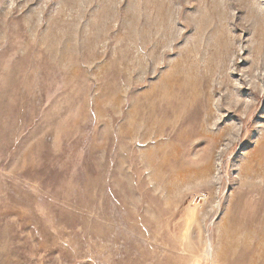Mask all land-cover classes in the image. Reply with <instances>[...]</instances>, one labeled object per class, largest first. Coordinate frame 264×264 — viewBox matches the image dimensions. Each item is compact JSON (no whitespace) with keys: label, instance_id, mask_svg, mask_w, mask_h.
Segmentation results:
<instances>
[{"label":"rangeland","instance_id":"1","mask_svg":"<svg viewBox=\"0 0 264 264\" xmlns=\"http://www.w3.org/2000/svg\"><path fill=\"white\" fill-rule=\"evenodd\" d=\"M0 264H264V0H0Z\"/></svg>","mask_w":264,"mask_h":264}]
</instances>
